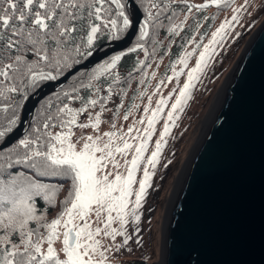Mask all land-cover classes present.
Instances as JSON below:
<instances>
[{
	"label": "snow or ice",
	"instance_id": "1",
	"mask_svg": "<svg viewBox=\"0 0 264 264\" xmlns=\"http://www.w3.org/2000/svg\"><path fill=\"white\" fill-rule=\"evenodd\" d=\"M234 4L235 0L200 4L140 0L143 20L138 25L137 42L87 72L77 69L79 76L70 87L45 100L27 133L0 151V264H112L113 254L129 244L126 226L130 219L137 224L140 221L139 209L151 187L170 126H175L178 113L191 99V90L216 54V47L226 41L247 8V0L243 6ZM210 6L231 8L233 14L211 33L207 44H202V25L197 21V34L187 41L192 50L185 49L171 65L172 75L162 79L152 93L159 94L165 80L175 78L179 83L183 70L177 71V65L187 68L189 59L202 48L166 114L167 121L150 156H145L149 141L171 96H161L153 108L151 95L142 91L138 98L147 97L143 118L133 121L126 131L113 122L112 130L102 135L74 139L77 128L99 132L107 103L122 83L118 66L125 55L143 52L145 59L137 61L133 71L140 72L139 84L144 85L148 73L143 69L151 67L146 61L155 55L160 30L179 36L189 19H195L194 11ZM126 9L125 0H0V141L21 126L18 113L31 95H38L50 82L76 75L73 69L93 57L100 39L118 42L136 27ZM149 44L153 46L151 53ZM129 77L134 78L132 72ZM121 92L127 95L123 89ZM74 103L80 107H73ZM97 107L99 111L89 112ZM122 107L116 109V119ZM131 109L137 105L133 103ZM131 109L123 115L124 121L129 120ZM86 112L87 122L80 123L79 117ZM140 171L142 178L138 180ZM59 181H70V185L61 202L62 211L49 222L47 209H38L37 200L56 206L63 190ZM117 223L119 227H113ZM117 237L123 238L120 243ZM57 242L62 244L59 251L54 246Z\"/></svg>",
	"mask_w": 264,
	"mask_h": 264
},
{
	"label": "water",
	"instance_id": "2",
	"mask_svg": "<svg viewBox=\"0 0 264 264\" xmlns=\"http://www.w3.org/2000/svg\"><path fill=\"white\" fill-rule=\"evenodd\" d=\"M125 2L136 27L121 41L97 47L73 72L88 71L130 45L141 13L133 0ZM71 76L30 96L20 111L21 126L0 151L23 136L38 102ZM215 95L217 105L207 125H200L174 187L155 264H264V19Z\"/></svg>",
	"mask_w": 264,
	"mask_h": 264
},
{
	"label": "rangeland",
	"instance_id": "3",
	"mask_svg": "<svg viewBox=\"0 0 264 264\" xmlns=\"http://www.w3.org/2000/svg\"><path fill=\"white\" fill-rule=\"evenodd\" d=\"M203 2H206V0H197L193 3L200 4ZM244 4L245 0H235V4L233 6H243ZM210 8L216 10L217 13L221 10H218L215 6H210ZM211 9L208 10V12H210ZM219 13L220 14L216 19L211 33L214 32L225 19L230 20L233 14L231 8L223 9ZM263 19L264 4L262 5V0H247V8L245 11L241 12L239 23L233 24V30L230 32L226 41L216 47V54L210 59L208 66L204 69L203 73L200 74L199 80L195 82V86L191 90V99L184 107V110L178 113L179 119L176 120L175 126H170V133L166 137V144L162 148L159 162L156 165L152 176V178L156 181L154 182L155 188H152L150 193L147 194L145 200L142 202V207L139 209L141 217L139 223L137 224L132 222L130 219L129 224L126 226L131 239L125 248L121 249L120 252L113 254L112 264L158 263L161 230L164 224V217L167 214L166 212H168L170 195L174 191V187L177 183L178 177L180 176L182 165L197 139L199 129L201 127L200 125L205 122L206 118H208L211 108H213L212 106H214L218 99V96L215 94L219 89L223 78L228 74L247 39L259 26ZM211 33L204 44H207L210 40ZM186 49L191 51L192 46L189 45ZM200 50H202V48ZM199 51H197L189 59L187 68H184L182 65H177V71L183 70L179 83H177L175 78L171 81L165 80V83L160 85V93L157 95H152V93L155 92V89L160 81L165 79L164 76L161 77V74H159L162 66L152 63L151 67H147L146 72L148 73V78H146V82L144 84V91L151 95L153 101L152 107H155L156 101L161 96L165 98L171 96V99H169L168 106L165 107L161 118L156 124V131L153 134L152 139L149 141V148L145 153L146 157L150 156L151 152L155 149V142L159 139V134L163 131V125L167 121L166 114L171 110V104L175 102V99L179 94V89L182 88L183 83L187 81V72L190 71L191 68L195 67ZM153 72L156 73V77L154 79L152 78ZM171 75L172 71L168 76ZM139 78L140 76L138 75L133 79L138 81ZM201 101L202 103L199 104ZM125 102L126 96L119 97L114 93L112 99L107 103V110L102 115V124L99 132H94L91 128L84 129L83 131L77 128L75 129L74 139L79 138L81 135H102L103 132L112 130L111 124L113 122H116L118 129L123 128L124 131H126L127 126L131 125L133 121L143 118V108L147 105V97L136 104L137 109H131L132 114L130 115L128 121H124L122 115ZM121 104H123V107L120 108L119 118L116 119L114 113ZM96 111H99L98 107L96 109H89V112H92L93 114ZM88 114L89 113L87 112L82 114L79 117V122L86 123ZM144 126H146V124L143 126L137 125L138 128ZM164 156H168L166 158L168 159L167 161L162 160ZM117 159H119L121 164H123V159L119 156ZM166 167L167 169H165ZM120 171L123 172V168H121ZM139 173H142V171L137 173L138 180L142 178ZM135 187L138 188V185ZM59 197V199L62 200L63 194L60 193ZM57 204L53 207L56 214L58 213ZM56 217L57 216H52V219H55ZM92 219L94 220V217ZM95 226L96 225L93 224V227ZM113 227H119L118 223L113 224ZM122 239V237H117L116 242L120 243ZM137 240L140 241L139 244H137ZM54 246L57 251H59L62 244L61 242H57ZM61 258H63L62 254Z\"/></svg>",
	"mask_w": 264,
	"mask_h": 264
},
{
	"label": "trees",
	"instance_id": "4",
	"mask_svg": "<svg viewBox=\"0 0 264 264\" xmlns=\"http://www.w3.org/2000/svg\"><path fill=\"white\" fill-rule=\"evenodd\" d=\"M195 1H197V0H189V2H191V3L195 2ZM198 1H200V0H198ZM133 2L137 6V8L139 9V11L141 13V20L139 22V24H140V23H142V20H143V11H142V8L140 7V0H133ZM263 4H264V0H262V5ZM182 8H183V6H181V8H179L177 10L178 11H181ZM210 9L211 8L208 7L207 9H205V10H203L201 12L194 11L193 14H192V16L195 17V19H193V18H190L189 19L188 25H186L185 30L183 32H181L179 36H171V35H169L167 33V31L165 29H161L160 30V33H159V36H158V44L155 47V55L150 56L148 58V60L146 61V63L147 64H150V65L152 63H155V65H161L162 67H161V71L159 73V74H161V77H163V76L164 77H167L170 74V72H171V65L176 60H178L179 56L189 46L187 44V41L190 39L191 36L197 34V27H196V22L197 21H199V24L202 25V27L199 28V34H201V35L204 36V39L202 41V44H204V42L206 41V39L210 35L211 31L213 30V27L215 25L216 19L218 18L219 14H220L219 12H221V10H223V9H221L217 13L216 10L211 9V11L208 12V10H210ZM126 11L128 12L127 9H126ZM128 14H129V12H128ZM137 37H138V27H137L136 33H135V35H134V37H133L130 45L126 49H124L123 51H127L128 48L132 47L137 42ZM109 41L110 40H108L106 38L100 39L97 42L96 48L99 47L100 45L106 44ZM197 41L198 42L200 41V35H197ZM147 46L149 48V52L151 53L153 51V46L151 44H149ZM197 51H199V50H197ZM120 52H122V51H120ZM120 52H117V53H114V54H119ZM110 56H108V57H110ZM144 59H145V57H144L143 52L138 50L136 53H128L127 55H125L122 58V61L120 62V65L118 66V72L121 75L122 83L117 86V89H116V93L115 94L118 95L119 97H123L124 95H123V92H121V89H123L124 91L127 92L126 102H125V106H124V108L122 110V115H124L126 111H128V110L131 109V106H132L133 103L137 104L139 101H141V99L138 98L139 97V93L145 90V86L144 85H140L139 84V80L136 81V79L130 78L129 77V73L132 72L133 73V77L138 76V75L140 76L141 75L140 72H134L133 70L135 69V67L137 65V61L144 60ZM102 61H100V62H102ZM146 69L147 68L143 69V71L146 72ZM82 72H87V71H82ZM208 73H206V74H208ZM206 74H205V77H206ZM78 76H79V72H77L76 75L71 76L67 80V82L65 83V85H63L56 92H59L62 89H65V88L70 87L71 84H72V82L74 80H76L78 78ZM147 78H148V76H147ZM125 80H129L130 82H128V83L123 82ZM209 80H210V78H209ZM106 86L107 85L105 83V87ZM52 95H53V93L47 95L46 97H44L42 100H40L38 102V104L36 105V108H35V110L33 112V115L31 117V119L27 123V127H26L25 132H24L23 135H25L27 133V131L29 130V128H30V126H31V124L33 122V117L39 111L41 105L45 102L46 99H48ZM84 95L87 96L88 94L87 93H84ZM200 103H202V101L199 102V104ZM72 106L78 108V107H80V104L79 103H74ZM20 111L18 113L19 115H20ZM1 142L2 141H0V143ZM11 146H9V147H11ZM6 149L1 150V151H5ZM132 154L133 153L130 152L129 155H128V157H127V159L130 160ZM167 157L168 156H164L162 160L167 161L168 160V159H166ZM165 169H167V167ZM139 175L142 177V173H139ZM59 182L63 185V190L60 192V193L63 194V199L60 200L59 199L60 197L58 195V199H57V202H58V204H57L58 213L57 214L53 210V207L47 206L42 200H39V199L37 200V207H38V209H45V208L47 209V211H46L45 214H46L47 220L49 222L52 220V216H58L59 213L62 211L61 202L66 198L67 191H68V187L70 185V181H67V182H65V181H59ZM154 182H156V181H155L154 178H152V180H151V187L148 189L147 194L150 193V191L152 190V188H155V186H154L155 183Z\"/></svg>",
	"mask_w": 264,
	"mask_h": 264
},
{
	"label": "bare ground",
	"instance_id": "5",
	"mask_svg": "<svg viewBox=\"0 0 264 264\" xmlns=\"http://www.w3.org/2000/svg\"><path fill=\"white\" fill-rule=\"evenodd\" d=\"M218 97H219V96H218ZM216 105H217V104H214V106H213L214 109H215ZM212 109H213V108H212ZM211 114H212V112H211ZM211 114H210V115H211ZM210 115H209L208 118H206V120H205V121H206L205 126L207 125V123H208V121H209ZM205 126H204V128H205ZM176 187H177V186H176ZM173 196H174V195H173ZM173 196H172V198H171V200H170L168 210L170 209V206H171V204H172Z\"/></svg>",
	"mask_w": 264,
	"mask_h": 264
}]
</instances>
